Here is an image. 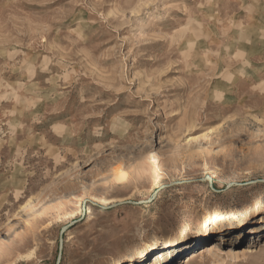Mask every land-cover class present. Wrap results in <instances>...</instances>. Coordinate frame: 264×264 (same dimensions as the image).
<instances>
[{
	"label": "rangeland",
	"instance_id": "1",
	"mask_svg": "<svg viewBox=\"0 0 264 264\" xmlns=\"http://www.w3.org/2000/svg\"><path fill=\"white\" fill-rule=\"evenodd\" d=\"M59 252L264 264V0H0V264Z\"/></svg>",
	"mask_w": 264,
	"mask_h": 264
},
{
	"label": "bare ground",
	"instance_id": "2",
	"mask_svg": "<svg viewBox=\"0 0 264 264\" xmlns=\"http://www.w3.org/2000/svg\"><path fill=\"white\" fill-rule=\"evenodd\" d=\"M157 163H158V161H157ZM119 177H122V174H120ZM210 196H215V193H214V192H211V193H210ZM97 201H99V202H101V203H103V204H107V203L110 202V201H108V200H106V199H102V200L99 199V200H97ZM206 201L208 202V197H207V199L205 198V200H203V199L195 200V203L198 202V203H199V206H200V211H199V213L195 214V216H194L195 219H196V218H197V219L199 218V220H200V218H201L202 215L204 214ZM81 209H82V207H81ZM78 212H79V211H78ZM89 212H92V211H91V208H89ZM207 248H208V247H202V249H200L199 251H197V252H193V253H191L190 255H188V261H190V260H194L195 258H197V257L201 256L202 254L208 252L210 249L208 250ZM198 252H200V253L198 254Z\"/></svg>",
	"mask_w": 264,
	"mask_h": 264
},
{
	"label": "water",
	"instance_id": "3",
	"mask_svg": "<svg viewBox=\"0 0 264 264\" xmlns=\"http://www.w3.org/2000/svg\"><path fill=\"white\" fill-rule=\"evenodd\" d=\"M85 215V208L83 210V216ZM82 216V218H83ZM76 221L74 222H70L69 224L63 226L60 230V235L62 236V234L71 226L75 223ZM60 236V251H61V248H62V238ZM60 258H61V252H59V255H58V260H57V263L56 264H59V261H60Z\"/></svg>",
	"mask_w": 264,
	"mask_h": 264
}]
</instances>
